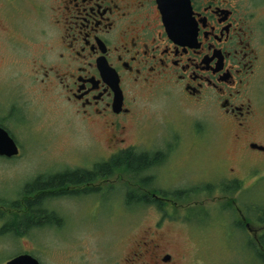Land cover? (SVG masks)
Instances as JSON below:
<instances>
[{"label":"rangeland","instance_id":"374dc122","mask_svg":"<svg viewBox=\"0 0 264 264\" xmlns=\"http://www.w3.org/2000/svg\"><path fill=\"white\" fill-rule=\"evenodd\" d=\"M45 3L0 0V124L20 146L17 157L0 156V264L23 253L41 264H118L125 255L132 264L138 249L171 253L175 264H260L238 209L248 217L247 207L257 208L258 216L264 208V154L243 162L234 132L213 109L178 92L141 97L125 140L110 142L109 132L87 123L57 83L42 82L55 34L47 12H39ZM260 117L256 136L264 144V111ZM125 147L168 157L135 177L128 170L100 177L91 184L99 189L89 194L46 199L48 210L62 218L58 223L46 221L21 236L2 232L17 215L12 204L22 202L37 178L92 168ZM234 180L241 188L223 191ZM207 184L213 188L202 192ZM148 192L168 196L165 209L152 204ZM229 199L232 207L225 205ZM18 215L23 224L31 217ZM257 215L256 223L248 220L260 235L264 223Z\"/></svg>","mask_w":264,"mask_h":264},{"label":"flooded vegetation","instance_id":"af4514ba","mask_svg":"<svg viewBox=\"0 0 264 264\" xmlns=\"http://www.w3.org/2000/svg\"><path fill=\"white\" fill-rule=\"evenodd\" d=\"M45 1L39 12H47L55 34L42 82L57 83L87 123L109 132L110 142L125 140L141 97L178 92L213 109L234 132L243 162L264 154L256 136L264 111V0ZM91 184L80 193L95 191ZM154 194L148 192L166 203L168 196ZM238 211L254 239L258 228ZM146 250L133 253L132 264H175L171 253ZM126 257L118 264L133 259Z\"/></svg>","mask_w":264,"mask_h":264},{"label":"trees","instance_id":"16d2710c","mask_svg":"<svg viewBox=\"0 0 264 264\" xmlns=\"http://www.w3.org/2000/svg\"><path fill=\"white\" fill-rule=\"evenodd\" d=\"M4 126V124L1 123ZM148 153L144 151H138L135 148H129L127 150H123L119 152V154L114 155L108 161H102L96 164L95 169L87 170V169H70L65 170L59 173H56L52 176H40L34 181L33 184L29 185L23 192L22 202L17 201L12 204L13 208H15L14 220L11 223H6L2 227V232H10L15 236H21L23 234L26 235L30 228L42 227L49 221V223L60 222L62 218L57 216L55 212L49 211L48 208L44 205L46 203V199L51 198L52 196H63L67 194L76 195L82 192V189L79 187H83L84 190H88V187H85L87 183L93 182L100 177H110L112 174H115L119 171H129L133 177L136 175L142 174L146 171H149L155 166L162 164L166 158L167 154H163L162 152H158L152 156L147 155ZM153 179V176H150ZM84 185V186H83ZM228 188H222L223 191H228L229 189L241 188V183L238 180H234V182L226 185ZM75 187V189H72ZM211 187V188H210ZM213 188V185H206L205 189L202 192L210 190ZM98 188H91V190H96ZM198 190V188L193 189L194 194ZM199 190V191H201ZM150 201L152 204H157L159 199L150 197ZM232 200H228L225 205L227 207H232ZM26 204V205H25ZM158 207H163V205L157 204ZM22 213L30 214L31 217H28L26 224H23L21 220H17L18 214ZM247 214V218L254 221L256 223V219L253 217L257 215V208L254 210L252 206L247 207L244 210ZM1 212V211H0ZM260 216H258V222L264 223V208L260 210ZM1 216V215H0ZM248 220V219H247ZM250 222V221H249ZM257 225V224H256ZM240 226L244 227L243 223L240 222ZM25 228V229H24ZM23 230V231H21ZM29 234V233H28ZM251 240V239H250ZM259 243L252 239L251 246L255 251L257 257L260 260V264H264V232L259 235ZM258 246V247H257Z\"/></svg>","mask_w":264,"mask_h":264},{"label":"water","instance_id":"95a60500","mask_svg":"<svg viewBox=\"0 0 264 264\" xmlns=\"http://www.w3.org/2000/svg\"><path fill=\"white\" fill-rule=\"evenodd\" d=\"M19 153V146L10 132L0 126V155L12 157ZM6 264H40L39 260L33 255L24 253L15 256Z\"/></svg>","mask_w":264,"mask_h":264}]
</instances>
